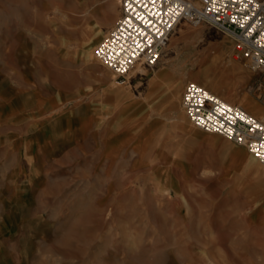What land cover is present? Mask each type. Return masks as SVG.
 <instances>
[{
  "label": "rangeland",
  "instance_id": "rangeland-1",
  "mask_svg": "<svg viewBox=\"0 0 264 264\" xmlns=\"http://www.w3.org/2000/svg\"><path fill=\"white\" fill-rule=\"evenodd\" d=\"M115 1L118 15L121 0ZM43 18L68 21L58 12L22 6L16 17L0 14V23L32 25ZM33 31L0 29V69L46 80L54 64H65L70 85L88 79L79 31L65 45L31 44L27 37L36 42L37 31L47 32ZM235 53L233 39L208 22L177 25L158 62L175 71L171 89L177 104H151L150 123L133 126L146 138L145 156L136 154L144 141L122 129L123 104H98V123L69 137L60 120L71 105L52 110L47 104H17L23 118L1 116L0 264H264V165L242 145L199 129L180 104L185 82L194 80L243 106L240 96L248 93L264 109L257 99L259 73L252 71L243 94L234 92L236 83L245 85L240 64L250 70ZM50 54L65 60H47ZM93 58L105 82L123 86ZM176 116H184L189 128ZM31 120L48 122L50 148L70 150V160L25 155V145L35 151L43 142L17 141L30 136Z\"/></svg>",
  "mask_w": 264,
  "mask_h": 264
},
{
  "label": "crops",
  "instance_id": "crops-1",
  "mask_svg": "<svg viewBox=\"0 0 264 264\" xmlns=\"http://www.w3.org/2000/svg\"><path fill=\"white\" fill-rule=\"evenodd\" d=\"M22 6H25L27 11L58 12L62 18L68 19V21H57L54 18H43L38 24L34 22L32 25H25L17 20L0 23V29L12 28L19 30L26 28L32 30L30 35L35 34L34 29H46L47 32L37 31L36 42L34 36L27 37L31 39L30 43L35 45L48 44L53 41L65 45L74 30H77L80 33L79 45L86 46L88 39L93 36L96 38L94 43V46H96L108 33V31L106 33L105 31L116 24L121 14V10H119L117 15L115 0H0V14H4L9 18L13 15L16 17ZM18 35L21 36V32H18ZM82 48H80L81 51ZM83 55L86 62H88V79L76 86L70 85L68 79L70 71L65 67V64L62 65V68L54 64V69L49 70L46 74V80H29L26 74H22V78H19L18 75L12 74L8 69H0V117L6 116L11 119L12 116H15L17 120L23 118L25 112L17 104H47L52 110L71 105L62 113L60 120L63 133L69 137L70 132L79 131V133L85 134L91 124L98 123V104H114L116 109H118L119 104H123L122 109L126 110L127 120L122 129L127 128L144 141L143 152L136 151V154L145 156L146 138L141 137L133 126L140 123L143 125L150 123L151 104H177L175 94H172L173 90L171 89L172 84L177 81L175 71L168 68L166 64L160 66L158 63L157 67H155L157 64L153 67L141 64L146 70L139 71L138 68L136 69L139 65L137 64L128 73V77L131 78L127 79L126 84L120 87L104 81L103 74L95 69L97 61L93 58L92 53L87 56L83 53ZM94 57L96 58L95 55ZM34 59H42V55H37ZM46 59L50 61L65 60L64 58H55L54 54L48 55ZM240 69L246 78L245 85L236 83L233 86V90L237 95L243 94L253 79L251 70L242 67V64H240ZM36 75L32 74V76ZM25 76L27 79H25ZM188 81L185 82V85ZM184 87L180 94V104L185 113L182 106ZM247 98H250V101H247ZM240 99L244 103L246 102L247 107L255 109L257 106L251 100L256 98L248 93L240 96ZM253 114L262 117L264 111ZM183 117L176 116L180 122L179 125L184 129H188L189 127L183 121ZM28 124L31 126L32 133L29 137H20L17 141L28 143L42 140L43 142L35 144L34 147L37 148L35 151L33 149L30 151L31 146L24 144L26 156L56 158L58 163L63 162L65 159L70 160L69 158L72 156L70 150L60 152L54 147L50 148L49 143L52 142V137L48 122L31 120Z\"/></svg>",
  "mask_w": 264,
  "mask_h": 264
},
{
  "label": "built area",
  "instance_id": "built-area-1",
  "mask_svg": "<svg viewBox=\"0 0 264 264\" xmlns=\"http://www.w3.org/2000/svg\"><path fill=\"white\" fill-rule=\"evenodd\" d=\"M121 0L116 24L94 48L96 58L110 69L120 85L137 65L155 66L177 25L205 21L230 36L235 56L260 74L264 105V0ZM182 106L198 128L242 145L264 165V115L256 116L227 101L205 85L189 80Z\"/></svg>",
  "mask_w": 264,
  "mask_h": 264
},
{
  "label": "bare ground",
  "instance_id": "bare-ground-1",
  "mask_svg": "<svg viewBox=\"0 0 264 264\" xmlns=\"http://www.w3.org/2000/svg\"><path fill=\"white\" fill-rule=\"evenodd\" d=\"M92 33V32H91ZM94 33V32H93ZM92 33V34H93ZM95 41H96V38L95 37H90L89 39H88V43H87V45L86 46H84L83 45V48H82V52L87 56L88 54L90 55L91 53H92V49H93V47H94V43H95ZM85 44V43H84ZM81 50V49H80ZM94 56V55H93ZM139 69V71H144V68L141 66V64H139L137 67H136V69ZM117 82V81H116ZM258 99V98H257ZM252 101L254 100V99H251ZM256 100V99H255ZM259 100V99H258ZM254 102H257V101H254ZM259 103V102H258ZM242 104H244V103H242ZM254 104H256V103H254ZM244 107L248 110L249 109V107H247V106H245L244 105ZM250 110V109H249ZM255 110H257L256 112H260V111H262V110H264L263 109V107L261 106V105H257L256 106V108H255ZM200 129V128H199ZM253 166H255V167H257V168H259L260 169V166H259V164L258 163H254L253 164Z\"/></svg>",
  "mask_w": 264,
  "mask_h": 264
}]
</instances>
